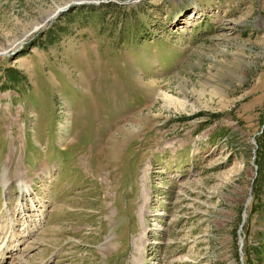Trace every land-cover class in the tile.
I'll return each instance as SVG.
<instances>
[{
    "label": "rangeland",
    "instance_id": "1",
    "mask_svg": "<svg viewBox=\"0 0 264 264\" xmlns=\"http://www.w3.org/2000/svg\"><path fill=\"white\" fill-rule=\"evenodd\" d=\"M260 144L264 0H0V264H264Z\"/></svg>",
    "mask_w": 264,
    "mask_h": 264
},
{
    "label": "bare ground",
    "instance_id": "2",
    "mask_svg": "<svg viewBox=\"0 0 264 264\" xmlns=\"http://www.w3.org/2000/svg\"><path fill=\"white\" fill-rule=\"evenodd\" d=\"M17 176V181L20 184L23 195L29 193L30 181L28 180L27 176L23 177L22 172H19ZM2 180L4 186L9 188L11 177L9 175L8 168L5 169V172L2 175ZM24 208L25 207L23 206V210L25 211ZM2 218L5 217L0 211V221L3 220ZM38 220H41V218L39 217L38 219L31 218L29 220H25L23 223L24 227L21 230L20 228H17L15 219L13 220L12 218L5 219V223L2 225L0 224V261H2V263L7 260V255L10 253L12 248H16L18 245H20V243L23 242L26 237L31 236V234L37 229L39 222Z\"/></svg>",
    "mask_w": 264,
    "mask_h": 264
},
{
    "label": "trees",
    "instance_id": "3",
    "mask_svg": "<svg viewBox=\"0 0 264 264\" xmlns=\"http://www.w3.org/2000/svg\"><path fill=\"white\" fill-rule=\"evenodd\" d=\"M12 71H13V70H11V73H12V74H11V78H12V79H15V81H16L17 76H16V74H14ZM258 155H259V163H260V166L262 167L261 159L264 158V147H263L261 144H260V150H259ZM261 167H260V168H261ZM261 172H262V170H261ZM244 252H245V257H246L247 259H249V257H250L249 250H248V249H244Z\"/></svg>",
    "mask_w": 264,
    "mask_h": 264
},
{
    "label": "water",
    "instance_id": "4",
    "mask_svg": "<svg viewBox=\"0 0 264 264\" xmlns=\"http://www.w3.org/2000/svg\"><path fill=\"white\" fill-rule=\"evenodd\" d=\"M251 198H252V195H251V193H250V198H249V200H248V203L250 202V200H251ZM247 203V204H248ZM248 206V205H247ZM247 217V212L245 211V213H244V218H246ZM242 227V226H241ZM244 241H243V238L241 237L240 238V256H241V261H242V264H244V261H243V255H244V252H243V243Z\"/></svg>",
    "mask_w": 264,
    "mask_h": 264
}]
</instances>
